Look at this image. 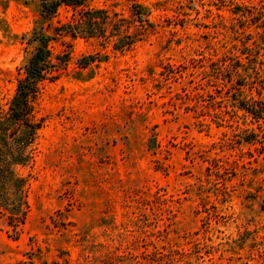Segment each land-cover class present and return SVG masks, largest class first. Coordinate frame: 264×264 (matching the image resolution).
<instances>
[{
	"label": "rangeland",
	"instance_id": "obj_1",
	"mask_svg": "<svg viewBox=\"0 0 264 264\" xmlns=\"http://www.w3.org/2000/svg\"><path fill=\"white\" fill-rule=\"evenodd\" d=\"M41 1L0 0V117L33 32L75 15L47 17ZM84 5L131 21L129 32L139 5L151 27L126 50L116 38L49 42L69 60L36 100L42 127L18 169L26 220L15 232L0 216V264H264V124L236 108L244 95L219 69L243 44L264 68V0Z\"/></svg>",
	"mask_w": 264,
	"mask_h": 264
},
{
	"label": "trees",
	"instance_id": "obj_2",
	"mask_svg": "<svg viewBox=\"0 0 264 264\" xmlns=\"http://www.w3.org/2000/svg\"><path fill=\"white\" fill-rule=\"evenodd\" d=\"M84 4L85 0L41 1V11L47 17H55L62 6L71 7L77 16L73 15L72 21L65 23L58 21L59 25L52 28L51 35L41 30L33 32L32 40L38 45L22 69V75L9 101L8 111L0 117V216L5 217L15 232L18 226L25 223L28 208L27 180L18 174V169L32 160V147L42 127V119H37L36 100L42 83L56 79L69 60L63 55L53 58L48 48L49 42L63 40L64 37L106 40L116 38L115 49L126 50L151 27L146 11L139 5H135L138 9L132 12L140 23L139 27L129 32L131 21L118 18L115 14L110 16L107 9H89ZM260 44L256 48L264 50V39ZM243 46V51L248 49L244 44ZM243 51L237 55H226L220 63L219 69L224 74L221 81L234 94L244 95L242 99L236 100V108L249 115L260 126L264 124V68L257 69L256 61L248 63L249 55ZM242 56L247 60H243ZM261 64L264 66V61ZM86 65H89V61L83 57L80 67ZM252 91L257 93L256 98L252 96Z\"/></svg>",
	"mask_w": 264,
	"mask_h": 264
}]
</instances>
